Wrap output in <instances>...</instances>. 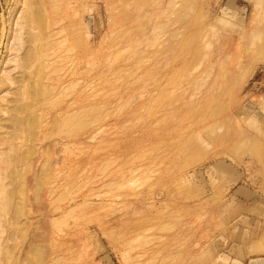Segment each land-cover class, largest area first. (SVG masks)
<instances>
[{"label":"rangeland","instance_id":"1","mask_svg":"<svg viewBox=\"0 0 264 264\" xmlns=\"http://www.w3.org/2000/svg\"><path fill=\"white\" fill-rule=\"evenodd\" d=\"M0 0V264H261L264 0Z\"/></svg>","mask_w":264,"mask_h":264},{"label":"crops","instance_id":"2","mask_svg":"<svg viewBox=\"0 0 264 264\" xmlns=\"http://www.w3.org/2000/svg\"><path fill=\"white\" fill-rule=\"evenodd\" d=\"M227 3L232 5V1L231 0H227ZM261 264H264V258H261Z\"/></svg>","mask_w":264,"mask_h":264}]
</instances>
